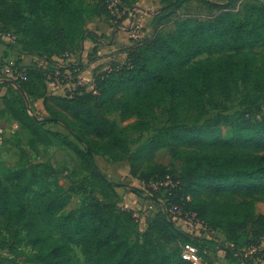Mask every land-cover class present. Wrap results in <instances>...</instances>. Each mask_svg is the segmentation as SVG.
<instances>
[{"label": "trees", "instance_id": "obj_1", "mask_svg": "<svg viewBox=\"0 0 264 264\" xmlns=\"http://www.w3.org/2000/svg\"><path fill=\"white\" fill-rule=\"evenodd\" d=\"M8 1L36 7L50 22L44 25L24 21L20 26L22 39L17 38L21 42L9 48L20 58L47 59L77 51L92 17L104 16L120 24L126 13L117 19L110 9L114 2L119 13L136 2L103 0L101 5L91 7L87 0ZM187 1H178L176 7ZM204 2L215 7L209 0ZM168 23V16L157 22L158 26ZM0 25L16 35L12 27ZM174 26L173 31L158 33L127 48L126 64L96 75L92 89L78 86L64 97L49 96L47 73L28 67V81L18 84L23 95L7 91L2 99L5 108L14 107L26 116L33 129L52 135L71 150L82 160L89 179L104 180L113 194L116 185L100 171L96 156L114 162L128 159L132 178L146 187L150 200L164 199L165 213L160 209L141 230L134 211L120 207L118 201L108 202L102 195L100 198L83 192L86 200L81 208L64 215L71 196L60 184L55 168L49 163H33L30 153L21 148L18 167L0 179V252L9 254L0 256V264H19L22 258L37 264H76L69 245L83 250L87 264H189L181 258L185 244L195 245L202 254L206 252L209 264L210 253L222 250L234 264H253L247 261L244 251L261 247L264 242V215L257 213L254 199L226 204L207 201L200 198V189L245 187L253 195L252 190L264 187V156L254 157L248 149L256 145L264 150L260 95L264 88V55L252 51L264 44V4L246 2L241 16L225 9L212 20L189 17L175 20ZM203 55L216 57L199 60ZM242 87L244 93L235 118L164 128L135 152L130 148L128 127L121 128L112 120L119 115L122 123L132 119L145 122L168 102L169 112L176 118L188 114L203 117L208 105L212 110L225 111L228 104L239 101ZM24 95L30 100H43L48 121L62 126L69 137L39 128L38 120L28 115ZM225 128L231 130L230 138L223 135ZM11 139L0 152V162ZM206 144L234 147L223 153L227 154L225 158L240 162H221L223 156L211 154ZM167 147L172 149L176 166L180 167L175 169L180 174L145 162ZM250 160L260 163H247ZM168 178L174 187L160 192L150 189L151 184ZM134 193L144 195L138 189ZM173 205L196 214L209 231L221 232L231 247L221 248L205 233L195 236L179 228L167 212Z\"/></svg>", "mask_w": 264, "mask_h": 264}, {"label": "rangeland", "instance_id": "obj_2", "mask_svg": "<svg viewBox=\"0 0 264 264\" xmlns=\"http://www.w3.org/2000/svg\"><path fill=\"white\" fill-rule=\"evenodd\" d=\"M177 1V0H173ZM181 1V0H178ZM212 2L215 7L206 5L204 0H188L186 4L181 6L182 8L177 13L181 18L194 17L203 21H209L220 15L222 10H231L234 11L237 15H242V7L246 2H258L259 4H264V0H209ZM103 0H87V5L95 7L101 5ZM125 12L120 13L122 17L128 10L124 8ZM0 22L12 27L16 32V37L21 38V24L24 21H33L42 23L44 25H50L49 20L39 11L36 7L26 3V2H11L8 0H0ZM116 23V22H115ZM136 30V29H135ZM142 34V30L139 28L135 31V34ZM20 36V37H19ZM18 42H21L19 39ZM12 47L15 48L13 45ZM11 48V47H10ZM9 48L7 56H13L16 58V51L12 48ZM256 55H264V44L256 46L252 50ZM216 56L203 55L199 60H204L208 58H215ZM32 62V61H31ZM29 62V64L31 63ZM25 64V63H23ZM26 65V64H25ZM5 86L9 94L14 93V95L22 94L23 92L19 88V85H11L7 82L2 84ZM18 86V87H17ZM243 87L241 88V95L239 101L233 104H228L225 111L222 110H212L210 106H207V115L200 117L199 115H184L180 118L172 116L169 112L170 102L158 112L153 118L148 121L139 122L137 119H132L129 122L122 123L119 115L112 117V120L115 121L121 128L128 127V137L129 144L132 152H135L142 145L150 142L155 137L159 135L162 129L178 126V127H192L203 125L206 120L217 118L221 122H225L228 119H233L236 116L237 111L239 110L240 98L243 95ZM261 98H262V107L264 111V88L261 89ZM25 103L28 109V115L38 120L39 128H44L48 131H62L66 136L69 137V134L64 130L60 125L53 124L48 121L49 114L43 109L39 110L35 106V100L28 99L25 95ZM37 101V100H36ZM1 103V102H0ZM0 125L6 127L17 126V134L11 139V143L8 148L2 154L0 162V179L3 175L11 170H15L19 165L20 160V149H24L30 153L32 156V162L35 164L38 163H49L53 165L56 170V176L63 186V188L70 194L71 201L67 208L64 210L63 214L67 215L73 211L79 210L82 203L86 200V196L83 195V192L90 193L101 198L100 195L106 197L108 202L118 201L120 207H123L127 210H132L135 212L136 216L140 221V229L144 230L146 223L149 219H152L160 209L163 210L164 199L161 197L157 200H150L148 198V191L143 184L133 179L130 174V162L127 160L121 162H114L110 160L109 157H100L98 158L99 164L102 168V171L105 175L116 185L115 194L111 191L112 189L105 187V182H99L95 179H89V176L86 174L82 160L77 157L71 150L63 146L58 139L53 137L50 134H43L37 129H33L30 121L26 116L21 115L14 107L5 108L3 102L0 104ZM223 135L225 138L231 137V130L224 129ZM210 147L211 154L215 156H223L221 162L229 164H237L240 161H235L233 159L225 158L227 154L223 153L230 148L226 145L214 146V145H205ZM250 150V155L254 157L264 156V150H259L258 146L250 145L248 147ZM147 165L159 164L168 168V171L175 172L178 174L176 169L180 167L176 166L175 160L172 155V149L162 148L157 151L152 160L147 158L145 160ZM247 163L258 164V160H250ZM176 167V169H175ZM176 174V175H177ZM180 174V173H179ZM134 189L144 191L143 196H138L134 193ZM237 188H225L221 190L217 189H200V198H203L207 201H216L219 203H239L241 201H252L254 199L256 205V211L260 214L262 210V205H264V187L255 188L254 194L250 195L249 192L245 189ZM163 200V201H162ZM189 232H195L194 227L186 226L184 227ZM208 237L207 235H204ZM209 238L213 239L221 248H228L230 245L224 241V235L221 232H216L209 234ZM246 236H244V240ZM231 247V246H230ZM264 250V247H263ZM68 251L75 260L76 264H87L83 250L75 245H69ZM8 252H0V256H8ZM247 261H253V264H264V253L258 258L260 261H257L254 257H247ZM212 264H234L226 258V252L224 250L219 251L212 256L210 255ZM213 259V261H212ZM19 264H37L33 260L22 258L18 260ZM243 262L241 264H245ZM247 264V263H246Z\"/></svg>", "mask_w": 264, "mask_h": 264}, {"label": "crops", "instance_id": "obj_3", "mask_svg": "<svg viewBox=\"0 0 264 264\" xmlns=\"http://www.w3.org/2000/svg\"><path fill=\"white\" fill-rule=\"evenodd\" d=\"M177 2L178 0H136L132 7L128 8L125 19L118 25L112 23L104 16H96L89 19L85 26V37L79 49L71 53L72 61L63 67H56L55 64L49 66L48 73L54 77L55 73L60 69L63 73L64 81V86L61 89L50 86L48 88L49 96L64 97L75 89L74 80L72 79L75 69L78 70L83 78L84 86L91 89L96 75L106 72L114 66L126 64L128 59L127 48L134 47L143 40L151 39L158 33L164 34L173 31L175 29L174 21L183 19L177 15L182 8L176 7ZM256 4L259 3L256 2ZM166 16L169 17L170 23L158 26L157 22L159 19ZM139 28L143 33L136 35L135 31ZM22 61L29 65L31 59L30 57H25ZM35 106L39 110L43 109V100L35 101ZM57 132L65 134L61 130H57ZM100 157L96 156V162L100 171L103 172L98 161ZM261 208L260 214L264 215V205ZM210 255L212 256L213 254L210 253Z\"/></svg>", "mask_w": 264, "mask_h": 264}, {"label": "built area", "instance_id": "obj_4", "mask_svg": "<svg viewBox=\"0 0 264 264\" xmlns=\"http://www.w3.org/2000/svg\"><path fill=\"white\" fill-rule=\"evenodd\" d=\"M110 9L112 10L113 15L117 17V19L121 18L120 17L121 14L117 10V2H114L110 6ZM16 41H17V37L15 33L13 31L4 29L0 25V102L2 103V99L7 93L5 86H3L2 84L4 82H7L11 85H18L21 82L28 81V73H27L28 67H34L36 69H40L47 73L48 88L50 86H53L56 89L58 88L61 89L64 86L62 71L59 69L55 73V76L52 77L48 73V68L51 64H55L56 67L57 66L63 67L67 65L68 63L72 61V58H73L72 54L66 53L61 56H55L52 59H47V58H43L39 56H23L20 58L17 52H16L17 53L16 58H14L13 56H7V53L9 52V46H13V45L15 46ZM25 57L26 58L30 57L32 62L29 65L23 64L22 59ZM18 61H20V64H18ZM107 71L112 72L113 68H109ZM72 79L74 80L73 83H74L75 89L70 91L71 94L75 92L76 87L78 86L85 87L84 80L79 74L78 70L75 69L73 71ZM16 133H17V126L6 127V126L0 125V152L3 151L7 142ZM172 187H174V185L172 183V180H170L169 178L166 181H160V182H156L150 185V189L153 190L154 192H160L163 188L170 189ZM189 199L190 198H188V200ZM167 212L171 217H173V220L176 222V225L179 228H181L182 230L192 235L203 236L202 233H205L209 238V234L215 233V232L209 231L204 226V224L200 220L197 219L196 214L186 213L181 207L177 205H173L167 208ZM186 226L194 227L193 230L195 232L187 231L184 228ZM263 244L261 245V247H251L249 249H246L244 253H246L247 257H256V260L260 261V259L257 256L260 255L261 252L264 253ZM205 254L207 253L205 252L204 254H202L199 248L193 244H185L182 246L181 258L182 260H184L185 262H188L189 264H209V262L205 259Z\"/></svg>", "mask_w": 264, "mask_h": 264}]
</instances>
